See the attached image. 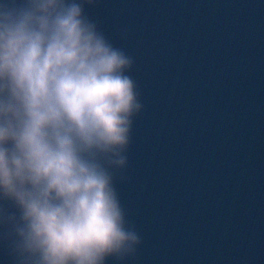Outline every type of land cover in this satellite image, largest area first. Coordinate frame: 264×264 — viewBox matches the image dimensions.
<instances>
[{"label": "water", "instance_id": "obj_1", "mask_svg": "<svg viewBox=\"0 0 264 264\" xmlns=\"http://www.w3.org/2000/svg\"><path fill=\"white\" fill-rule=\"evenodd\" d=\"M143 108L112 168L133 254L104 264H264V0H95ZM14 210V209H13ZM0 228V264H18Z\"/></svg>", "mask_w": 264, "mask_h": 264}, {"label": "clouds", "instance_id": "obj_2", "mask_svg": "<svg viewBox=\"0 0 264 264\" xmlns=\"http://www.w3.org/2000/svg\"><path fill=\"white\" fill-rule=\"evenodd\" d=\"M85 2L0 0V228L18 264H104L141 242L111 171L143 108L135 61Z\"/></svg>", "mask_w": 264, "mask_h": 264}]
</instances>
